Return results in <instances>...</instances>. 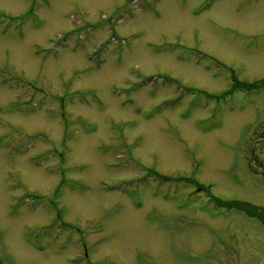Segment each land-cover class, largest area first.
Instances as JSON below:
<instances>
[{
    "label": "rangeland",
    "instance_id": "374dc122",
    "mask_svg": "<svg viewBox=\"0 0 264 264\" xmlns=\"http://www.w3.org/2000/svg\"><path fill=\"white\" fill-rule=\"evenodd\" d=\"M255 20L264 0H0V264H264L262 221L216 202L264 216Z\"/></svg>",
    "mask_w": 264,
    "mask_h": 264
},
{
    "label": "flooded vegetation",
    "instance_id": "af4514ba",
    "mask_svg": "<svg viewBox=\"0 0 264 264\" xmlns=\"http://www.w3.org/2000/svg\"><path fill=\"white\" fill-rule=\"evenodd\" d=\"M254 22L257 23L253 25L252 35L256 40H259L264 50V20H255ZM254 134L257 138L256 153H258V156L256 158V162L254 161L253 173L256 178L264 182V123L255 131ZM84 256V259H86V255Z\"/></svg>",
    "mask_w": 264,
    "mask_h": 264
},
{
    "label": "trees",
    "instance_id": "16d2710c",
    "mask_svg": "<svg viewBox=\"0 0 264 264\" xmlns=\"http://www.w3.org/2000/svg\"><path fill=\"white\" fill-rule=\"evenodd\" d=\"M219 204L223 205V204H226L228 206H237V205H241L242 203H239V202H221V201H218ZM249 206L248 204H245L243 203L242 206ZM261 218L264 220V216H261Z\"/></svg>",
    "mask_w": 264,
    "mask_h": 264
}]
</instances>
